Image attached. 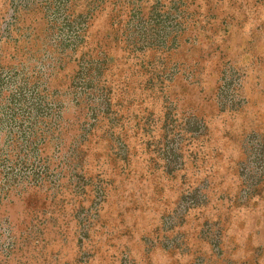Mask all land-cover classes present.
I'll use <instances>...</instances> for the list:
<instances>
[{"label": "rangeland", "instance_id": "1", "mask_svg": "<svg viewBox=\"0 0 264 264\" xmlns=\"http://www.w3.org/2000/svg\"><path fill=\"white\" fill-rule=\"evenodd\" d=\"M0 264H264V0H0Z\"/></svg>", "mask_w": 264, "mask_h": 264}]
</instances>
